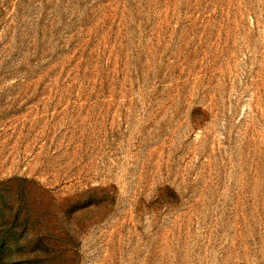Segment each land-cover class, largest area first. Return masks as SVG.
Here are the masks:
<instances>
[{
	"label": "rangeland",
	"instance_id": "obj_1",
	"mask_svg": "<svg viewBox=\"0 0 264 264\" xmlns=\"http://www.w3.org/2000/svg\"><path fill=\"white\" fill-rule=\"evenodd\" d=\"M0 264H264V0H0Z\"/></svg>",
	"mask_w": 264,
	"mask_h": 264
}]
</instances>
